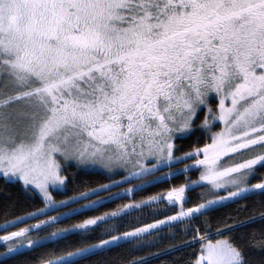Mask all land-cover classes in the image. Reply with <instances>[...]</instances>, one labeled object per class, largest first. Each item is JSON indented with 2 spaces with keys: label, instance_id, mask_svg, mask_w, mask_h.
Returning a JSON list of instances; mask_svg holds the SVG:
<instances>
[{
  "label": "snow or ice",
  "instance_id": "6c2138e0",
  "mask_svg": "<svg viewBox=\"0 0 264 264\" xmlns=\"http://www.w3.org/2000/svg\"><path fill=\"white\" fill-rule=\"evenodd\" d=\"M259 170L264 0H0V264H264Z\"/></svg>",
  "mask_w": 264,
  "mask_h": 264
},
{
  "label": "trees",
  "instance_id": "16d2710c",
  "mask_svg": "<svg viewBox=\"0 0 264 264\" xmlns=\"http://www.w3.org/2000/svg\"><path fill=\"white\" fill-rule=\"evenodd\" d=\"M178 143L182 144V150H183L184 147H186L188 144L191 143V138L185 139L182 142L178 141ZM173 167L178 168V167H181V165H173ZM259 171H264V170H259ZM67 174L69 177V183H68V192L66 194H69V195L71 194L74 186H78L82 181L103 182V177L100 175H96V174L85 175L82 173H77V171L71 167L67 169ZM188 176L192 179H195L197 176V173L193 171V172L188 173ZM73 178L75 179V184L73 183ZM184 178H185L184 173H179L177 175H174L170 181H165V182L154 184L151 187L146 188V190L143 193L137 192L136 198L158 192L161 189L167 188L169 184H172V185L179 184L184 181ZM121 187H126V186L122 185ZM200 191H201L200 188H191L190 190L187 191L186 194L189 197V204L198 199L197 193ZM18 196L22 197V194L18 193L15 189H7V188L0 186V206H2L5 202H11V201L17 200ZM123 202H126V197L124 200H113L111 203L103 204L101 207L95 210V213L98 214L106 209L115 208L117 204H121ZM242 203H244V201H237V204H242ZM32 204H33V201L25 200L23 206L31 207ZM16 206L17 208L21 206L19 201H17ZM235 207H236L235 204L227 205L225 209H222V211H227L230 208L235 209ZM86 214L92 215L94 213L89 212ZM164 214H167V213H162L161 215H164ZM168 233H169L168 229H163L161 233V239L159 240V242L153 248L144 249V251H154L155 248L157 247L165 248L168 244H176L181 239H184V237L182 236V233L179 231H176L174 236L169 235ZM195 247H196L195 245H190V246L183 247V248H177L174 251H166L165 254L159 255L153 258L151 261H149V264H173V262L174 264H183L184 261L189 259V254L193 251ZM35 251L39 252L40 249H36Z\"/></svg>",
  "mask_w": 264,
  "mask_h": 264
},
{
  "label": "rangeland",
  "instance_id": "374dc122",
  "mask_svg": "<svg viewBox=\"0 0 264 264\" xmlns=\"http://www.w3.org/2000/svg\"><path fill=\"white\" fill-rule=\"evenodd\" d=\"M253 182H254V180H253ZM49 214H51V213H49ZM41 235H43V233H40Z\"/></svg>",
  "mask_w": 264,
  "mask_h": 264
}]
</instances>
